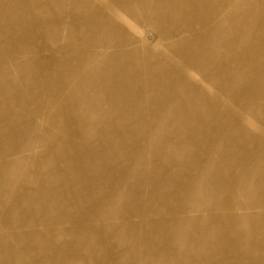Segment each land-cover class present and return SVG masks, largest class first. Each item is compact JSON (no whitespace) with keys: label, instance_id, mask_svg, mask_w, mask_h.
I'll return each instance as SVG.
<instances>
[{"label":"bare ground","instance_id":"bare-ground-1","mask_svg":"<svg viewBox=\"0 0 264 264\" xmlns=\"http://www.w3.org/2000/svg\"><path fill=\"white\" fill-rule=\"evenodd\" d=\"M96 3L0 0L1 64L18 63L14 56L22 54L24 58L34 48L46 50L45 43L35 46L34 41L53 38L62 24L69 30L63 47L71 46L82 55L67 59V70L62 73H51L50 59L40 52L34 61L20 63L21 72L38 74L33 81L38 91L46 85L37 102L50 105L48 120H63V135L60 132L57 140L63 136L60 142L67 143L62 147L63 169L67 170L51 171L42 184L34 186L25 180V185L16 189V196L30 204L24 213H30L43 231L18 233L24 223L15 224L10 231L2 229L0 264H264V0ZM29 6L39 10L29 11ZM147 33L158 37V50L164 39L179 41L182 46L177 53L181 67L171 88L145 82L137 74L143 88L137 91L131 87L132 67H121V58L131 62L136 58L130 45H143ZM7 35H11L10 41ZM90 42L95 43L99 55L93 65L88 59ZM111 48L115 51L106 54ZM79 67L82 72L76 74ZM104 67L109 70L103 71ZM118 69L125 75L121 81L114 75ZM3 80L15 81L6 73L0 75V83ZM90 84L94 86L88 95L86 86ZM99 89L109 102L108 115L90 125L84 122L80 107L97 102ZM74 94L80 98L73 96L77 98L73 101ZM147 95L149 102L144 99ZM13 97L0 84V100L8 102ZM24 103H29L28 94ZM170 110L175 114H169ZM13 112L8 105L1 107L5 118L13 120ZM113 117L121 121L113 122ZM173 124L179 127L178 132L161 136L160 150L146 157L145 137ZM13 126L6 128L11 131ZM86 126L101 130L99 138L87 133L84 147L87 142L100 144L87 149V157L80 161L69 146L74 145L72 135ZM20 131L13 130L15 141L0 138V193L7 189L9 176L21 169L20 164L5 160L15 151ZM164 146L172 147L171 151L163 153ZM100 152L103 154L97 158ZM165 156L171 158L170 163H156L158 157ZM144 159L151 169L137 176L134 186L126 185L131 189L129 196L139 197L137 186L155 180L164 187L176 185L183 200L173 204V198L158 186L142 205L117 212L113 207L124 198L118 189ZM119 174L125 176L121 179ZM28 189L35 192L26 193ZM197 192L213 202H189L187 197L197 198ZM240 192L247 199H240ZM159 198L167 204L159 205ZM115 218L120 223L108 222ZM65 223L75 226L66 227ZM12 237L17 244L11 245ZM59 242L65 243L64 248ZM137 254L139 260H135Z\"/></svg>","mask_w":264,"mask_h":264},{"label":"rangeland","instance_id":"rangeland-1","mask_svg":"<svg viewBox=\"0 0 264 264\" xmlns=\"http://www.w3.org/2000/svg\"><path fill=\"white\" fill-rule=\"evenodd\" d=\"M95 4L96 1L92 0ZM29 11H37L39 8L36 6L34 7H28ZM55 11V8L52 9ZM141 13V12H140ZM69 16V15H68ZM51 17V16H50ZM79 21V20H78ZM143 23V22H141ZM2 22L0 21V26ZM58 26V25H57ZM146 26V25H144ZM61 31L54 36L53 38H46V41L43 42L40 40H35L34 44L42 46L45 43L46 50H39L38 48H34L31 52V55H27L23 58L22 54H17L13 58L18 63H6L1 64L0 63V75H3V73H6L7 76H12L14 78V83L11 84L10 82H3L0 83L2 86L8 88L10 92L14 94L13 99L8 100H0V138L3 141H15V136L13 133V130L20 129L21 133L18 135V138H16V148L15 151L10 152V155L5 158L7 162L12 161L13 163L20 164L18 166H21V169L16 168L17 172L12 173L9 176V182L7 183V189L0 193V235L5 231L12 230V226L15 224H23L24 227L17 228L18 233H25L28 234L32 231H43V227L39 225L38 223L34 222V218H32V215L28 212L24 213V209L28 206V202L26 200L22 199V196L17 197V188H20V184L25 185L24 181L29 180L28 184L34 186L35 184H42L44 182V177L46 174H48L51 171L57 172V173H64L66 170L63 169V157L64 152L62 150V147L64 145L67 146V143L60 142V140L64 139L62 138L60 140H57V136L62 132V128L60 125L63 123L62 119H57L53 121L48 120V108L49 104L44 103L40 104V101L38 100V95L43 88L46 87V85L41 86L39 91L37 90L38 85L36 82H33L35 79L38 78L37 73H28V72H21L20 69V63L23 62L24 59H29L34 61L36 59V56H38V53L40 52L43 57L49 58L50 62L48 63L49 69L51 73L53 72H65L67 70V59L69 58H77L82 57L79 50L71 49V46L66 49L63 47L67 44L68 40V34L69 30L66 31L64 24L59 25ZM147 31L151 32L153 31L151 27H146ZM43 30V29H42ZM154 32V31H153ZM155 34V32H154ZM149 36L148 40L143 44H132L130 45L131 49L136 50L137 56L136 58L131 62L130 60L126 58H121V63L123 64L121 67L124 66H131L132 67V74L133 75V81H131V87L136 89L137 91H142V86L137 82V78L135 75L139 74L141 76V79H144L145 82H158L157 86H168L171 88V86L174 84V82L177 81V74L179 72V68L181 67V63L177 62L179 60V57L177 56L178 51L182 49V46L179 44V41L170 40V39H164L163 41V47L155 48L156 42L158 40V37L156 35L151 37L150 34L147 33ZM7 38H9V41L11 39V35H7ZM78 39V38H77ZM83 39V38H82ZM81 38L79 40L83 41ZM218 41L221 42L220 39ZM56 44L62 45L61 49H58L56 47ZM90 53H89V60H92V65L95 64L97 61L95 58L99 57L98 53L95 52V43L90 42ZM33 48V47H32ZM209 48H212L210 45ZM107 49H104V53ZM115 51V49L111 48L109 49L106 54H111ZM89 52V51H88ZM86 52V53H88ZM176 54V56H174ZM171 61V62H170ZM169 62V63H168ZM38 63L34 64V67ZM29 65V64H28ZM33 67V68H34ZM81 67L74 70L76 74H79L82 72ZM103 71H105L107 68H102ZM194 69V68H193ZM109 70V69H107ZM106 70V71H107ZM195 70V69H194ZM193 70V71H194ZM130 73V70L128 71ZM195 72V71H194ZM42 74V71L40 72ZM203 74V73H202ZM115 77L118 80H123L125 75L124 72L120 69L116 70ZM135 77V78H134ZM206 78L209 80V77L206 76ZM23 79L28 80L29 82H22ZM140 79V78H139ZM190 80V79H189ZM72 84H76V82H70ZM69 83V84H70ZM66 87H68V84H64ZM94 84H90L86 86L87 94L89 95L90 90L93 88ZM32 88V89H27ZM35 91V94H34ZM25 94L29 95V103H24V96ZM151 93H149L150 95ZM97 95V102L94 104L86 103L84 105H81L80 107V113L85 116L84 122H89L90 125L98 118H105L107 117V108L109 107V102L103 97L102 89H99ZM149 95L144 96V99L147 101L149 100ZM77 96L76 94L71 95V99L75 101L77 98L73 97ZM80 97H78L79 99ZM228 101H232L228 99ZM149 102V101H148ZM220 102H225L223 100V96L220 98ZM228 105L229 102H226ZM4 105H8L14 109V112L12 113L14 115V119L10 120L9 118H5L1 113V107ZM93 112V113H92ZM169 114H175L174 112H171V110L168 112ZM218 114L221 116V112H218ZM225 115V114H224ZM238 117V115H236ZM22 117V119L20 118ZM114 118V117H113ZM226 118V117H225ZM113 122H119L121 121V118H114L112 119ZM14 124L13 130H9V128H6L7 126ZM156 123V122H155ZM107 128H104L103 130L105 133H110L106 130ZM100 128H93L92 126H86L85 128H80V130L75 134L72 135L73 146H69L71 150L74 151L75 156L82 161L87 157V149L95 146H99V142L94 143H88L87 146L84 147V144L86 142L83 141V139L86 137L87 133H91L92 135L96 136L100 134ZM179 127L177 125H169L166 128H160V129H154L152 130L148 135L145 137L146 143H148L147 149H146V157L148 156L149 152H155L159 151V147L161 146V136L166 135L168 133H176L178 132ZM104 131H101L104 132ZM26 135L24 139L21 138V136ZM111 134V133H110ZM63 135V132H62ZM78 135V136H77ZM235 138V137H234ZM77 142V144H76ZM56 145L54 153L50 154L49 151L51 150V147H54ZM146 146V145H145ZM172 147L170 146H164L162 149V152L169 153L171 151ZM108 151V150H107ZM44 154L43 156H41ZM103 154V152H100L96 154V157H100ZM95 156V155H94ZM94 156L91 160L94 159ZM182 157V155H181ZM180 157V158H181ZM146 159H144L143 164L138 168V170L131 172L128 178V182L124 181V186L120 187L118 189V194L121 192L123 193L124 198L119 200V203H116L114 205V209L119 212V210H124L127 207L137 205H142L144 202H146L152 190L154 188H157L159 186L160 190H165L166 193L169 194L173 199L171 202L173 204L179 203L181 200H183L182 193L178 191V187L174 184L168 185L166 187L162 186V184L158 181H152L148 180L146 181L145 185L143 186L138 185L136 188V193L139 196H133L130 197L131 189L129 187H126V185L134 186L137 176H139L142 173L148 172L151 168H149V164L145 162ZM148 161V160H147ZM156 163L159 162H165L170 163L171 158L165 156L161 158H157ZM1 162V160H0ZM92 164L95 163V160L91 162ZM155 163V164H156ZM121 165V164H120ZM136 172V173H135ZM181 172V171H180ZM108 173H111V171L108 170ZM114 173V172H112ZM116 173V172H115ZM133 173V174H132ZM121 179L125 176L124 174H119ZM180 177V176H179ZM22 192L24 188H21ZM57 191V190H56ZM35 190L28 189L26 193H34ZM142 192V193H141ZM72 195H75L74 192H71ZM198 194V192H197ZM189 202H192L191 199H197L202 200L204 199L205 202H213V199L210 197L201 196L198 194V197L192 198V196H188ZM240 199H247L246 195H244L242 192L239 193ZM159 205H165L167 204L166 201L161 200L159 198L158 202ZM30 205V204H29ZM38 207L37 204L33 205V208L36 209ZM247 212V211H245ZM245 214V213H244ZM120 223V220L115 218L114 220H109L108 222ZM53 223H59L57 221H52ZM66 227H74V225L71 226L70 223H65ZM78 227H76V230ZM11 245L17 244L14 240V237L9 239ZM60 248L65 246V243L59 242ZM50 245V244H49ZM55 246V245H53ZM107 247H111L110 244H107ZM140 255L137 254L135 257V260H139ZM29 264H31L29 262Z\"/></svg>","mask_w":264,"mask_h":264}]
</instances>
